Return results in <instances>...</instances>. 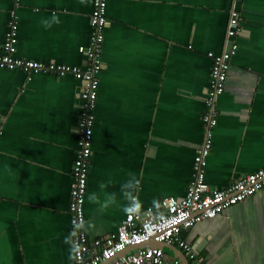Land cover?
Segmentation results:
<instances>
[{"label":"crops","instance_id":"1","mask_svg":"<svg viewBox=\"0 0 264 264\" xmlns=\"http://www.w3.org/2000/svg\"><path fill=\"white\" fill-rule=\"evenodd\" d=\"M232 5L239 48L215 101L206 178L225 187L264 166V0H108L84 203L90 242L115 233L133 201L162 209L163 196L185 195L205 139L207 53L223 50ZM15 8L17 56L86 63L79 46L90 41L93 0H0V51ZM81 87L72 73L0 67V264H75ZM181 235L202 264H264V188ZM162 246L191 264L179 245Z\"/></svg>","mask_w":264,"mask_h":264},{"label":"built area","instance_id":"2","mask_svg":"<svg viewBox=\"0 0 264 264\" xmlns=\"http://www.w3.org/2000/svg\"><path fill=\"white\" fill-rule=\"evenodd\" d=\"M240 0H233V3ZM16 4L20 0H15ZM108 0H93L91 22L93 31L87 45L79 50L86 53L84 64L43 61L17 56L19 14L15 9L10 13L5 38L0 51V67L20 68L29 76L38 71L56 74L72 73L82 81V100L78 120L77 156L73 165L70 214L72 244L75 264H182L181 259H167L163 246L146 244L150 240L177 244L184 249L191 264H202L196 248L182 235V229L191 227L207 217L225 211L229 206L245 199L264 188V166L234 180L225 187H213L206 178L207 157L213 143V129L218 121L216 98L225 89V82L231 66V58L237 53L239 43L236 35L241 29L242 16L236 5H232L228 19L225 46L222 51H208L211 58L210 86L205 96L206 111L202 119L205 124V139L196 150L194 174L183 196L165 195L161 198L162 209L148 206L137 209L130 203L122 223L115 233L90 242L85 228V196L87 190L92 142L95 127V108L99 95L102 62V43L105 37ZM133 200L135 198L133 197Z\"/></svg>","mask_w":264,"mask_h":264},{"label":"water","instance_id":"3","mask_svg":"<svg viewBox=\"0 0 264 264\" xmlns=\"http://www.w3.org/2000/svg\"><path fill=\"white\" fill-rule=\"evenodd\" d=\"M187 228H189V227H187ZM146 244H160V245H164L166 243H164V242H157V241H154V240H150V241L146 242ZM169 245H174V244H169ZM185 264H189V261H188L187 258L185 259Z\"/></svg>","mask_w":264,"mask_h":264},{"label":"clouds","instance_id":"4","mask_svg":"<svg viewBox=\"0 0 264 264\" xmlns=\"http://www.w3.org/2000/svg\"><path fill=\"white\" fill-rule=\"evenodd\" d=\"M138 208H139V207H138ZM138 208H137V209H138ZM135 210H136V209H128V211H130V212H131V211H135Z\"/></svg>","mask_w":264,"mask_h":264}]
</instances>
